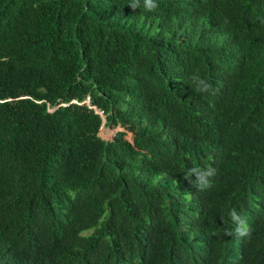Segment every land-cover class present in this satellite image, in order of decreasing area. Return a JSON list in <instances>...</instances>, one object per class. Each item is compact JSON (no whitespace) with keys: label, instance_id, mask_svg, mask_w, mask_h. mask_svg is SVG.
<instances>
[{"label":"trees","instance_id":"trees-1","mask_svg":"<svg viewBox=\"0 0 264 264\" xmlns=\"http://www.w3.org/2000/svg\"><path fill=\"white\" fill-rule=\"evenodd\" d=\"M136 2L0 0V264H264V0Z\"/></svg>","mask_w":264,"mask_h":264},{"label":"clouds","instance_id":"clouds-1","mask_svg":"<svg viewBox=\"0 0 264 264\" xmlns=\"http://www.w3.org/2000/svg\"><path fill=\"white\" fill-rule=\"evenodd\" d=\"M139 6V3H138V0H137V2L136 3H133L132 5H131V7L133 8V9H135L136 7H138ZM145 6H146V8H147V10H149V11H153V10H155L156 9V7H157V4L156 3H154V0H145ZM83 102H85L86 104L88 103V98H86ZM94 108V107H93ZM95 109V108H94ZM100 112V114H102V112L101 111H99ZM105 124V120H104V118H103V124H102V126ZM105 126V125H104ZM116 129H120V128H116ZM115 129V130H116ZM114 130V131H115ZM114 133V132H113ZM113 135V134H112ZM112 138V137H111ZM189 158V157H188ZM196 171H199V170H196ZM215 174V170H213V169H209L208 171H207V173H205V174H201V175H199L198 176V180H197V186L198 187H200L201 189H203V188H205V187H208L209 185H208V181L205 179V176H212V175H214ZM231 215H232V217H233V219H238V217H237V215H236V213H235V211L233 210V212L231 213ZM238 231H240V235H246L247 234V232H246V230H238Z\"/></svg>","mask_w":264,"mask_h":264},{"label":"rangeland","instance_id":"rangeland-1","mask_svg":"<svg viewBox=\"0 0 264 264\" xmlns=\"http://www.w3.org/2000/svg\"><path fill=\"white\" fill-rule=\"evenodd\" d=\"M116 129V128H115ZM115 129H111L107 126H102L98 131V136L103 140H109L112 137V134ZM126 139L131 140V133L127 132Z\"/></svg>","mask_w":264,"mask_h":264},{"label":"water","instance_id":"water-1","mask_svg":"<svg viewBox=\"0 0 264 264\" xmlns=\"http://www.w3.org/2000/svg\"><path fill=\"white\" fill-rule=\"evenodd\" d=\"M117 131H120V129H116V130L114 131V133L117 132ZM114 133H113V134H114ZM112 136H113V135H112Z\"/></svg>","mask_w":264,"mask_h":264}]
</instances>
